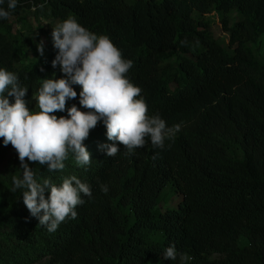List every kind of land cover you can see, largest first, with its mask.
<instances>
[{"label":"trees","instance_id":"trees-1","mask_svg":"<svg viewBox=\"0 0 264 264\" xmlns=\"http://www.w3.org/2000/svg\"><path fill=\"white\" fill-rule=\"evenodd\" d=\"M30 13L49 21L43 56L40 35L24 23ZM15 17L22 26L13 31ZM69 17L109 37L133 62L126 78L141 89L147 114L179 131L164 149L146 138L128 154L98 121L83 141L88 165L69 153L65 167L50 172L26 159L37 182L60 186L76 176L90 185L76 218L54 232L30 215L24 189L12 191L23 170L0 138V264H264V61L253 50L264 36V0H18L0 18V69L17 74L24 100L43 79L66 78L51 66L58 51L51 32ZM214 19L224 44L211 32ZM70 86L77 97L52 113L57 118L73 105L90 111L79 103L80 86ZM113 143L120 151L109 157L102 146ZM175 195L177 205L167 206ZM170 245L176 260L163 258Z\"/></svg>","mask_w":264,"mask_h":264},{"label":"clouds","instance_id":"clouds-1","mask_svg":"<svg viewBox=\"0 0 264 264\" xmlns=\"http://www.w3.org/2000/svg\"><path fill=\"white\" fill-rule=\"evenodd\" d=\"M4 3L5 0H0V18L7 19L18 7V0H7L6 8L2 6ZM51 38L58 50L51 66H59L66 78L43 79L34 97L39 111L34 112L26 107L23 97L27 87L19 85L17 74L0 69V138L5 146L11 144L16 150L23 170L22 177H12V191L24 189L23 203L30 215L54 232L66 217L76 218L75 208L84 203L81 194L91 198L90 185L76 176L63 179L60 186L48 179L37 182L26 159L46 165L50 172L62 170L69 153L74 154L77 165H88L90 153L83 141L98 121L106 127L107 139L118 141L128 154L144 147L146 138H150L153 147L164 149L165 140L179 131V125L168 128L159 114H147L144 99H137L141 89L126 78L133 62L122 58L109 37L92 33L69 17L52 28ZM37 51L44 55L43 41L37 44ZM73 84L81 88L80 105L90 111H80L73 105L67 109V118H57L52 113L65 111L66 100L77 97L70 86ZM5 92L14 98L13 103L2 95ZM102 147L109 157L120 151L115 143ZM100 187L107 194L108 187ZM177 255L175 245H170L163 258L176 260Z\"/></svg>","mask_w":264,"mask_h":264},{"label":"rangeland","instance_id":"rangeland-1","mask_svg":"<svg viewBox=\"0 0 264 264\" xmlns=\"http://www.w3.org/2000/svg\"><path fill=\"white\" fill-rule=\"evenodd\" d=\"M23 18L25 20L24 23H26V25L30 26L38 35H40V39L44 43V41L46 39L45 31L46 30L51 31V28L49 27V24H48L49 21L47 19H43V18L36 20V17L33 16L31 13L26 14ZM12 22H13V24H12L13 31L18 30L22 26V23L18 22L16 20V17L12 19ZM39 26L43 28L44 32H41V30H39V28H38ZM211 32H212L215 40L218 41L220 44H224L226 42V40H227L226 34L222 31L221 26H220L219 22L217 21V19H214V22L211 24ZM37 34H35V35H37ZM253 50L264 61V36H261L258 39L257 45L255 48H253ZM31 57H32V54L29 53V58H31ZM45 79H61V76L53 75L52 77L45 78ZM42 83H43V80L41 82V86H42ZM37 93L38 92H35L34 94L28 96L25 100L26 107H28L29 110L35 111V109L37 108L36 100L34 99V97L37 95ZM165 190H167V188ZM179 198H180L179 195L173 196L166 203V205L167 206H176ZM239 243H240V246L244 245V243H245L244 238H241ZM49 263H50L49 259L44 258L35 264H49Z\"/></svg>","mask_w":264,"mask_h":264}]
</instances>
